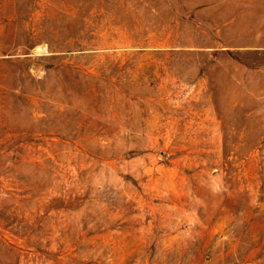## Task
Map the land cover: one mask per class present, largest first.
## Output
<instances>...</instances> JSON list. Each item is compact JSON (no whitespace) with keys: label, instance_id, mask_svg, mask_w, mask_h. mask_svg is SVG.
<instances>
[{"label":"rangeland","instance_id":"obj_1","mask_svg":"<svg viewBox=\"0 0 264 264\" xmlns=\"http://www.w3.org/2000/svg\"><path fill=\"white\" fill-rule=\"evenodd\" d=\"M0 264H264V0H0Z\"/></svg>","mask_w":264,"mask_h":264}]
</instances>
